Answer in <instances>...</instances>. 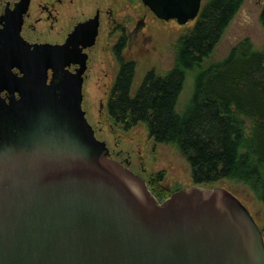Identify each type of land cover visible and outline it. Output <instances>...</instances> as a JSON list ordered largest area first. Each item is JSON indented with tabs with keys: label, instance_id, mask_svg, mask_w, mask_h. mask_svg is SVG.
<instances>
[{
	"label": "water",
	"instance_id": "water-1",
	"mask_svg": "<svg viewBox=\"0 0 264 264\" xmlns=\"http://www.w3.org/2000/svg\"><path fill=\"white\" fill-rule=\"evenodd\" d=\"M141 1L180 25L203 4ZM29 3L0 16V264H264L262 229L232 190L193 184L160 202L113 157L83 108L86 55L69 51L85 26L94 44L97 19L65 45L32 47L21 36Z\"/></svg>",
	"mask_w": 264,
	"mask_h": 264
},
{
	"label": "trees",
	"instance_id": "trees-1",
	"mask_svg": "<svg viewBox=\"0 0 264 264\" xmlns=\"http://www.w3.org/2000/svg\"><path fill=\"white\" fill-rule=\"evenodd\" d=\"M244 2L203 0L194 26L178 39L173 68L165 75L150 69L136 90L137 63L117 52L120 69L107 111L117 129L144 124L156 142L174 145L190 164L194 185L234 181L264 205V48L246 37L224 58L208 63ZM260 21L264 27V8ZM192 75L194 92L180 112L179 99ZM163 180V172L147 180L160 202L174 192ZM259 225L264 234V214Z\"/></svg>",
	"mask_w": 264,
	"mask_h": 264
},
{
	"label": "rangeland",
	"instance_id": "rangeland-1",
	"mask_svg": "<svg viewBox=\"0 0 264 264\" xmlns=\"http://www.w3.org/2000/svg\"><path fill=\"white\" fill-rule=\"evenodd\" d=\"M127 7L130 28L145 16V25L140 29L137 38H132V34L129 33L128 47L124 51L126 60H133L137 63L133 83V90H136L145 73L150 69H155L157 73L165 75L173 68L178 51V39L192 29L196 18L186 25H180L174 20H159L147 10L142 11L140 7L144 6L141 0L136 2L127 0ZM261 10L262 6L259 5L258 0H245L208 63L224 58L233 45L246 37L250 38L257 48L263 49L264 27L260 21ZM112 58L114 67L112 80H114L118 65L114 61V55ZM194 87L195 79L192 75L188 78L179 99L178 110L180 112L185 110L194 92ZM84 91L86 98L84 108L87 110L88 119L95 127L98 138L106 143L108 149L114 152L118 160L124 162L125 159L130 160V165L127 163L128 167L146 180L153 174L163 172V184L172 192L193 185L190 164L174 145L156 142L150 137L144 124H138L126 132L117 129L113 125L106 105L100 108L99 100L104 95L103 92L92 90L89 83ZM219 185L235 191L258 224H261L264 205L250 188L229 180L220 182Z\"/></svg>",
	"mask_w": 264,
	"mask_h": 264
},
{
	"label": "flooded vegetation",
	"instance_id": "flooded-vegetation-1",
	"mask_svg": "<svg viewBox=\"0 0 264 264\" xmlns=\"http://www.w3.org/2000/svg\"><path fill=\"white\" fill-rule=\"evenodd\" d=\"M19 1L0 0V16L6 10L13 9ZM258 1L262 6V13L264 0ZM140 8L144 12L147 10L148 13H151L145 6ZM128 12L127 0H30L28 9L23 15L21 36L25 43L32 47L34 45H65L77 26L97 19L98 27L94 44L84 45L90 41L93 30L92 25L85 26L81 31L83 34L80 35L78 48L73 46L69 51L73 59L78 57L76 55L78 50L86 55V69L83 73V108L86 99L84 90L88 83L92 90L102 91L104 94L99 100L100 108L105 105L108 107L109 98L120 69L117 52H120L125 59L124 51L128 47L129 33L132 34V38H137L140 29L145 25L144 16L130 28L127 19ZM112 55L118 65L114 80H112L114 68ZM80 68L81 64L76 61H72L66 66V69L71 73H76ZM14 72L17 75H22L17 68L14 69ZM52 73L53 70L50 69L49 79ZM1 96L8 100L10 93L3 90ZM16 96L18 97V93ZM110 152L115 157L114 152L112 150ZM121 162L127 166L130 165L128 159Z\"/></svg>",
	"mask_w": 264,
	"mask_h": 264
}]
</instances>
